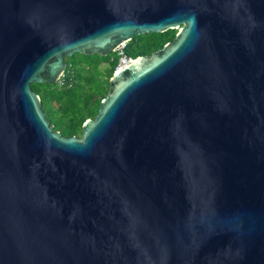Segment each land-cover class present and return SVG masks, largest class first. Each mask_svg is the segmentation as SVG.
Here are the masks:
<instances>
[{"label":"water","instance_id":"95a60500","mask_svg":"<svg viewBox=\"0 0 264 264\" xmlns=\"http://www.w3.org/2000/svg\"><path fill=\"white\" fill-rule=\"evenodd\" d=\"M170 30L54 131L32 84ZM0 264H264V0H0Z\"/></svg>","mask_w":264,"mask_h":264},{"label":"trees","instance_id":"16d2710c","mask_svg":"<svg viewBox=\"0 0 264 264\" xmlns=\"http://www.w3.org/2000/svg\"><path fill=\"white\" fill-rule=\"evenodd\" d=\"M176 33V30H170L162 34L136 36L126 44L124 52L132 59L150 55L172 41ZM133 45L137 49L129 53ZM118 60L116 53L107 57L75 54L65 60L67 66L61 83L55 86L31 85L32 90L39 95L42 110L54 131H59L64 137L81 135L83 123L97 114ZM102 65L105 67L102 68Z\"/></svg>","mask_w":264,"mask_h":264},{"label":"built area","instance_id":"2783aa9c","mask_svg":"<svg viewBox=\"0 0 264 264\" xmlns=\"http://www.w3.org/2000/svg\"><path fill=\"white\" fill-rule=\"evenodd\" d=\"M125 47H126V44H121L117 49H116V54L118 55L119 57V60H118V65H117V68H120V67H123L125 65H127L130 61H132L133 59L129 56H127L124 52L125 50ZM63 78V76H62ZM61 78V79H62ZM60 79V81H61ZM58 82V83H61V82Z\"/></svg>","mask_w":264,"mask_h":264},{"label":"rangeland","instance_id":"374dc122","mask_svg":"<svg viewBox=\"0 0 264 264\" xmlns=\"http://www.w3.org/2000/svg\"><path fill=\"white\" fill-rule=\"evenodd\" d=\"M136 49H137V46L133 45L131 48H129V53L134 52ZM101 67L103 68V67H105V65H102Z\"/></svg>","mask_w":264,"mask_h":264}]
</instances>
